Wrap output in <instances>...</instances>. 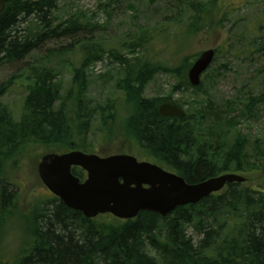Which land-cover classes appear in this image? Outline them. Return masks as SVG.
I'll return each instance as SVG.
<instances>
[{
	"label": "trees",
	"instance_id": "1",
	"mask_svg": "<svg viewBox=\"0 0 264 264\" xmlns=\"http://www.w3.org/2000/svg\"><path fill=\"white\" fill-rule=\"evenodd\" d=\"M66 1L8 0L0 13V67L24 65L0 83V231L19 214L15 213L17 194L9 182L8 168L18 163L28 147L87 153L93 112L87 106L90 80L84 70L102 61L105 53L103 45L93 37L98 27L84 15L59 19L58 12ZM160 1L144 0L146 10L153 9L152 16L158 12L155 7ZM166 1L173 12L170 19H165L175 26V35L170 36L167 29L158 25L152 29L141 26L127 43L120 45L121 50L108 55L120 71L118 88L124 92L129 110L122 129L145 157L164 165L187 184L225 173L242 175L245 182L227 184L219 193L178 207L165 217L141 212L124 221L110 215L85 218L53 195L39 199L23 219L19 248L9 264H264V185L254 186L248 181V174L254 172L264 176V143L259 139L250 143L237 130L226 115L229 104L217 106L203 91L204 81L197 87L190 86L187 75L182 73L189 70L197 56L183 57L174 68L152 63L151 55L146 56L154 53V37L166 45L172 38L178 41L184 35L206 34L221 26L233 10L217 0ZM119 3L132 7V0H105L101 7L107 13ZM251 23L256 29L254 35L226 34L221 47L214 49L215 56L204 79L212 82L221 75L220 70L226 69L228 64L216 63L220 58L238 59L242 54L252 61L253 56L264 57L263 20L258 17ZM63 40L78 46L81 59L77 67H71L70 86L61 95L59 74L41 67L43 58L24 60L50 43ZM61 52L68 50L62 48ZM52 54L51 49H46L45 57ZM156 73L172 78V93L189 92L193 97L182 118L158 114L162 103L181 108L175 101L142 97L144 86ZM256 75L263 82L261 91L246 92L238 118H251L253 110L264 104L263 65ZM16 83L25 86L18 120L1 101ZM111 108L108 104L94 108L99 114L100 130H107L108 134ZM71 173L80 180L85 178L78 168ZM0 264L6 263L0 260Z\"/></svg>",
	"mask_w": 264,
	"mask_h": 264
},
{
	"label": "rangeland",
	"instance_id": "2",
	"mask_svg": "<svg viewBox=\"0 0 264 264\" xmlns=\"http://www.w3.org/2000/svg\"><path fill=\"white\" fill-rule=\"evenodd\" d=\"M104 1L67 0L58 12V17L61 20L72 14L84 15L88 22L98 27L95 34L92 35L96 38L97 43L103 45L102 47L105 50H103L105 54L102 61L96 62L90 69L84 70L86 71L84 73L85 76L89 77L90 80L86 91L87 106L93 112L89 134L86 139L87 154H94L101 158L115 154L131 155L138 161L149 162L169 171L164 165L145 157L131 138L124 133L122 126L124 119L129 115V110L124 100V92L118 88L120 85L118 80L121 76L120 71H118L117 65L112 61L113 59L110 56L108 57V55L114 53L115 50H121L119 48L120 45L127 43L129 37L135 35L138 27L141 28V26L146 27V29H152L158 25V28L167 29L170 36L175 35V26L166 21L167 18H171L173 10L169 9L170 7L167 5L168 2L166 0H161L157 4L158 6L155 7L158 12L152 16L153 9L146 10L144 0H132V3L129 4L132 7L119 3L116 6L112 5L109 12L105 13L101 7ZM217 2L222 4L225 2L233 10L227 13L226 20L223 21L221 26H215L213 30L206 34L201 33L193 37L184 35V38L178 39V41L172 38L166 45L163 41H157L156 37H154L155 42L151 43L154 53L146 54L148 57L151 55L150 61L174 68L183 57L198 56L201 52L208 49H219L226 38V34L235 36L240 33L250 32L254 35L256 29H252L251 25L254 23L251 22L255 18L260 17L264 23V14L261 15L264 10V0H217ZM167 10L170 11L166 12ZM108 13L110 14L109 16L107 15ZM148 31L152 34L150 30ZM246 39H251V36H247ZM70 46H72L71 40L50 43L42 48L41 51L33 53L30 59L24 60L28 62L35 58L34 62L43 58L41 67L54 69L59 74L58 76L62 81L61 95H64L70 86L71 67H77L81 59L78 46ZM62 48H67L68 52H61ZM46 49H51L53 54L45 57ZM59 51L61 53H58ZM252 58V61H249L242 54L238 59L230 57L220 58L216 63L221 65L228 64L226 69L220 70L221 75L212 82L204 79L205 75L201 76V81L205 83L203 91L206 90L217 106H223L224 103L229 104V109L226 110L227 118L234 121L237 130L247 136L250 143L255 139H259L264 143V104L257 107L258 110H253L251 118L249 115L247 120L238 118L239 111L242 108L241 104L244 103V98L248 95L246 92L258 94L263 86V82L257 77L256 71L262 65L264 66V57L258 55ZM23 66L22 64L1 66L0 83L20 71ZM187 72L188 70L183 71L182 75L186 77ZM172 86L173 81L170 76L156 73L144 86L142 97L148 99L166 97L180 105L183 111H187V104L191 102L193 97L189 92L185 94L172 93ZM24 89L25 86L23 84H13L1 99L15 120H18L21 113L25 96ZM106 104L112 107V112H110L112 120L109 126L111 134H108L107 130H105L106 132L100 130L99 114L94 111L95 107H103ZM221 110L223 109L221 108ZM28 149L23 157L21 156L22 158L18 159V163L16 161L15 164L9 165L8 168L10 174L9 182H12L14 185L12 188L15 189L17 194L15 213L19 212L20 215L17 213L18 215L16 216L18 218L16 216L12 217L13 219L7 221L0 231V260L6 264L12 262L14 255L18 251L21 234L23 233L21 224L24 222V217L29 215L32 206L37 200L51 197L49 191L41 184L37 174V166L41 158L50 153L62 154L69 152L67 150L58 152L53 149L47 150L42 146L28 147ZM248 175L250 185H264L263 175H259L256 172ZM17 219H21V221Z\"/></svg>",
	"mask_w": 264,
	"mask_h": 264
},
{
	"label": "water",
	"instance_id": "3",
	"mask_svg": "<svg viewBox=\"0 0 264 264\" xmlns=\"http://www.w3.org/2000/svg\"><path fill=\"white\" fill-rule=\"evenodd\" d=\"M8 0H0V13ZM214 49L201 52L187 72L191 87H197L203 73L211 65ZM162 117L182 118L184 111L171 104L158 106ZM85 172L83 181L71 170ZM37 174L41 184L66 208L80 212L85 218L110 215L119 220L134 219L141 212L165 217L176 208L219 193L227 184L243 183L237 174L225 173L197 184L149 162H139L130 155L99 157L80 151L44 155Z\"/></svg>",
	"mask_w": 264,
	"mask_h": 264
},
{
	"label": "flooded vegetation",
	"instance_id": "4",
	"mask_svg": "<svg viewBox=\"0 0 264 264\" xmlns=\"http://www.w3.org/2000/svg\"><path fill=\"white\" fill-rule=\"evenodd\" d=\"M84 173V172H83Z\"/></svg>",
	"mask_w": 264,
	"mask_h": 264
}]
</instances>
